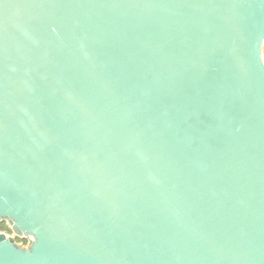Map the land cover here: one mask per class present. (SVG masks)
Returning <instances> with one entry per match:
<instances>
[{
  "label": "water",
  "instance_id": "1",
  "mask_svg": "<svg viewBox=\"0 0 264 264\" xmlns=\"http://www.w3.org/2000/svg\"><path fill=\"white\" fill-rule=\"evenodd\" d=\"M263 40L264 0H0V264H264Z\"/></svg>",
  "mask_w": 264,
  "mask_h": 264
},
{
  "label": "trees",
  "instance_id": "2",
  "mask_svg": "<svg viewBox=\"0 0 264 264\" xmlns=\"http://www.w3.org/2000/svg\"><path fill=\"white\" fill-rule=\"evenodd\" d=\"M0 232L11 233L10 229L6 226V224H0ZM16 241L22 243L23 245L26 244L25 240H16Z\"/></svg>",
  "mask_w": 264,
  "mask_h": 264
},
{
  "label": "built area",
  "instance_id": "3",
  "mask_svg": "<svg viewBox=\"0 0 264 264\" xmlns=\"http://www.w3.org/2000/svg\"><path fill=\"white\" fill-rule=\"evenodd\" d=\"M262 53H263V57H264V40H263V45H262ZM26 244H27V242H26ZM26 244H24V246H25Z\"/></svg>",
  "mask_w": 264,
  "mask_h": 264
},
{
  "label": "rangeland",
  "instance_id": "4",
  "mask_svg": "<svg viewBox=\"0 0 264 264\" xmlns=\"http://www.w3.org/2000/svg\"><path fill=\"white\" fill-rule=\"evenodd\" d=\"M0 233H4V234H6L8 236H12V233H7V232H0Z\"/></svg>",
  "mask_w": 264,
  "mask_h": 264
}]
</instances>
